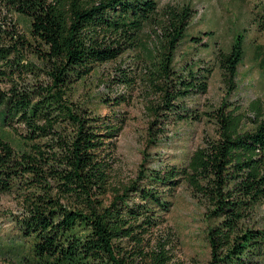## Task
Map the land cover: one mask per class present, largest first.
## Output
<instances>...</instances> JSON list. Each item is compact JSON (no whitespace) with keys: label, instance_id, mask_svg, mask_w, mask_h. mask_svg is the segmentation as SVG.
<instances>
[{"label":"trees","instance_id":"16d2710c","mask_svg":"<svg viewBox=\"0 0 264 264\" xmlns=\"http://www.w3.org/2000/svg\"><path fill=\"white\" fill-rule=\"evenodd\" d=\"M4 5L29 27L27 38L0 29V195L20 206L12 217L22 239L12 264H175L167 216L181 185L205 210L207 264H264V227L250 224L264 205V108L253 103L251 118L228 99L197 108L213 69L176 61L193 5ZM241 37L216 56L227 97L244 60ZM123 56L131 66L117 70L119 82L143 92L151 144L164 142L169 127L203 120L213 134L164 164L151 165L145 155L135 179L114 188L115 140L124 123L95 115L72 96L97 67Z\"/></svg>","mask_w":264,"mask_h":264},{"label":"rangeland","instance_id":"374dc122","mask_svg":"<svg viewBox=\"0 0 264 264\" xmlns=\"http://www.w3.org/2000/svg\"><path fill=\"white\" fill-rule=\"evenodd\" d=\"M156 1L159 6L189 3L195 9L176 61L192 59L200 68L213 69L207 94L194 99L199 110L217 108L225 99L238 106L241 112H246L249 118L252 116L249 108L253 103L264 108V0ZM0 29L15 38H27L28 20L7 10L4 0H0ZM239 35L242 36L244 60L238 67L236 88L227 97L216 56L220 51L227 52ZM196 38L198 41L194 42ZM128 66H131L130 62L123 56L97 67L95 74L79 85L72 96L74 103L86 105L95 115L120 119L124 123L115 140V161L110 180L114 188L135 179L145 155L150 158L151 165L164 164L172 154H191L203 138L213 134L212 124L203 120L169 127L163 138L166 141L160 142L158 147L151 144L143 92L135 84L119 82L117 70L127 71L130 69ZM0 89L5 90V86L1 85ZM161 139L157 138L158 141ZM19 212L20 206L13 196L0 195V264H12L14 247L22 241L12 217ZM204 213L202 203L192 197L187 187L181 185L176 189L174 206L167 216L175 264H207L209 261V224ZM250 224L264 227V205L252 217Z\"/></svg>","mask_w":264,"mask_h":264}]
</instances>
